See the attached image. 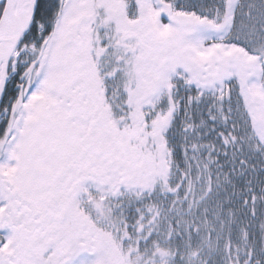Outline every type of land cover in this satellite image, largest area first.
<instances>
[{"label":"snow or ice","instance_id":"6c2138e0","mask_svg":"<svg viewBox=\"0 0 264 264\" xmlns=\"http://www.w3.org/2000/svg\"><path fill=\"white\" fill-rule=\"evenodd\" d=\"M0 264H264V0H0Z\"/></svg>","mask_w":264,"mask_h":264}]
</instances>
